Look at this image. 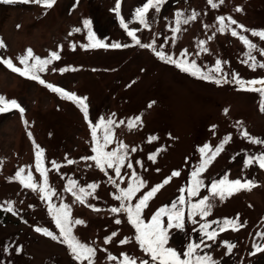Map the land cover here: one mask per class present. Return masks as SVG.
I'll return each instance as SVG.
<instances>
[{
    "label": "rangeland",
    "instance_id": "rangeland-1",
    "mask_svg": "<svg viewBox=\"0 0 264 264\" xmlns=\"http://www.w3.org/2000/svg\"><path fill=\"white\" fill-rule=\"evenodd\" d=\"M145 2L122 0L121 16L126 23L131 21L135 9ZM114 7L115 0H79L78 3L77 0H57L51 9L31 3H0V38L7 46L0 49V57L11 58L15 66L23 67L16 58L24 55L26 49L31 48L36 55L47 58L51 51L63 46L61 59L48 65V70L40 76L47 83L87 97L89 119L93 124L100 117L108 118L113 113L117 122L125 121L114 129L115 139L123 141L129 149L137 148L135 153H129V159L137 173L147 181V187L136 194L133 204L151 187L169 177L172 171H180L179 177H173L149 201L143 212L146 223L150 222L157 209L169 206L177 198L181 187L187 189L191 186V172L199 163L198 150L205 144L214 149L225 137L231 136L230 142L224 145V151L202 174L205 184L209 183L208 178L217 180L227 173L229 179H251L257 186L251 191L236 192L224 201L210 197L214 205L211 216L204 221L195 218L199 222H210L238 215L241 222H247L246 226L238 231L229 227L219 233L217 243L211 249L204 251L221 264H264V251L251 254L253 243L264 246V240L256 235L264 232V169L258 164L248 169L243 167L246 156L264 153V144H253L242 135L246 131L251 137L264 140V112L261 111L264 97L255 91L240 90L231 79L232 72L244 80L264 78V69L251 70L242 62L246 59L247 49L239 39L231 36L230 31L223 34L216 31L218 16H231L247 29H264V0H224L215 9L207 0H168L158 16L154 10L147 14L150 20L156 17L151 31L143 29L137 32L142 43L155 40L157 49L163 46L164 51L174 57H178L182 49L198 52L196 41H207L204 46L209 52L190 59H195L202 67L214 66L217 59L227 61L223 68L229 82L219 85L181 72L175 65L158 59L151 49L130 46L86 50L80 47L91 43L88 29L82 23L85 19L92 21V32L105 44H132L120 25V19L112 11ZM237 7L243 11L237 12ZM193 10L200 13L199 17L188 25H182L173 45L169 28L174 26L175 12L183 11L188 16ZM204 24L209 25V29L206 30ZM231 27L235 28V25ZM75 28L81 31L73 32ZM133 28L141 29L142 26L138 22L129 23V29ZM236 31L257 44L252 55L264 63V55L260 54L264 50V41L239 28ZM213 34L215 38L209 41L208 37ZM73 43L76 44L75 50L71 47ZM53 68L57 71H52ZM62 68L77 70L61 73L59 69ZM0 96L17 100L25 108L24 119L29 122L25 127L19 111L15 109L0 113V160L4 162L0 168V203L13 201L16 212L14 215L0 208V264H80L66 244L34 230L46 227L59 235L52 217L48 215L47 202L41 200L37 193L23 188L18 181L9 180L20 167L31 166L35 181L42 182L35 169L33 143L28 132L45 150V167L51 169L53 160L62 165L59 172L52 169L48 173L49 184L61 196L60 199L53 197V203L62 201L68 204L72 218L86 221L87 226L74 227V234L80 241L97 249L96 264H116V261H108L109 252L121 260L120 254L127 253L137 258V264L140 259H150L135 242V229L127 222L126 216L108 211L119 204L113 199L115 188L108 183V175L115 178L112 170L105 175L93 161L80 159L93 155L89 125L80 109L72 101L61 99L45 86L12 72L2 63ZM225 109H228L227 114ZM137 116L141 117L142 124L129 130L127 121ZM153 135L159 139L148 143V137ZM115 146L111 144L107 150ZM161 148L165 150L156 156V162L150 161L148 155ZM65 157L76 163L68 165ZM137 160L143 163V167L135 163ZM131 171L126 164L122 168L121 174L125 179L121 187L127 186ZM69 179L78 181L80 186L99 185L95 192L97 198L89 197L87 203L101 209L100 212L74 202L72 194L65 191ZM204 195L210 194L201 189L192 202H197ZM117 218L122 221L120 225L114 223ZM185 225L183 231L171 230L167 245L178 252L186 250L190 241L198 239L197 231L187 220V209ZM114 231L118 235L105 244L104 238ZM126 236L131 237V241L121 245L119 241ZM225 240L236 244L231 255L226 254V247L220 243ZM5 246H8L7 252L4 251Z\"/></svg>",
    "mask_w": 264,
    "mask_h": 264
},
{
    "label": "snow or ice",
    "instance_id": "snow-or-ice-1",
    "mask_svg": "<svg viewBox=\"0 0 264 264\" xmlns=\"http://www.w3.org/2000/svg\"><path fill=\"white\" fill-rule=\"evenodd\" d=\"M24 3V4H36L47 9H51L57 2V0H0L3 4H13V3ZM79 0H77V3ZM168 2V0H146L142 6L137 7L132 13V19L128 23L125 22V18L121 16V3L122 0H115V7L112 11L120 19L121 27L126 31L128 37L131 38L132 44L127 43L120 44L118 42L105 44L102 40L96 39L95 34L92 32V21L85 19L83 20V25L88 29V39L91 41L89 44H82L80 47L85 48H127L130 46H139L145 49H151L156 57L165 63H170L175 65L181 71L187 72L198 79L207 80L209 82H214L219 85L222 82L228 83V75L224 72L223 65L227 64V61H221L217 59L214 66H201L197 64L195 59H190L194 55H200L201 53H208L209 49L205 47L207 41L197 40L196 44L199 48L198 52L190 53L188 49H182L178 57H174L170 52L166 53L163 46L157 49L155 46V40L151 43H142L141 39L138 37L137 32L143 29H149L151 31V24L155 20V16L150 20L148 18V13L150 10H154L156 16H158L163 6ZM208 4L212 8H218L224 0H207ZM237 12H242L241 7L236 8ZM200 13L193 10L191 15L186 16L183 11H176L174 16V26L170 27L169 30L172 33L171 41L173 45L178 39V33L182 30V25H188L195 21L199 17ZM167 19V18H165ZM138 22L142 26L141 29H129V23ZM216 23L218 27L216 31L223 34L226 31H230L231 36L237 37L239 41L247 49L245 56L246 59L242 61L247 64L248 67L256 71L257 68L264 69V63L257 61L256 57L252 55L253 51L257 49V44L253 43L246 35H241L236 31V28L243 30L244 32H250L252 36L259 37L260 40L264 41V29H247L244 25L239 24L231 16H218L216 17ZM235 25V28L231 26ZM19 27V25L17 26ZM203 27L207 30L209 25L204 24ZM186 30V29H185ZM80 28L73 29V32H80ZM72 32L69 33V36ZM215 38V34L208 37V40ZM7 46L2 38H0V49H5ZM72 50L76 49V44L71 45ZM63 50V46H58V49L51 51L47 58H41L36 55L31 48L25 50V54L18 56L16 59L19 64L23 67H17L14 65L11 58L0 57V63L4 64L12 72L19 74L22 77L38 82L39 84L45 86L48 90L53 93L58 94L61 99L72 101L82 112L84 119L88 122L93 146L91 151L93 155L87 157H81L84 161H93L94 165L105 175H108V170H112L115 178L108 175V183L113 185L115 192L113 193V199L118 201V206H113L108 209L112 214H122L127 218V222L132 225L135 229V242L139 245L143 253L147 254L150 259H140L139 264H221L219 260L213 258L211 254L204 251V249H211L213 244L217 243V236L219 233L228 230L229 227L233 231H238L240 228L245 227L247 222H241L240 217L237 215L235 218H224L222 221L212 220L210 222H199L204 221L206 218L211 216L213 203L211 198L218 197L220 201H224L226 198L232 196L234 193L241 190L251 191L253 187L257 185L251 179L242 180L241 178L229 179V174H224L221 178L217 180L209 179V183L205 184V179L203 178L204 173L207 172L208 168L213 164L215 159L224 151V145L229 143L232 139L231 136L225 137L221 143L213 149L210 145L205 144L201 147L199 151V163L191 172L190 187L185 189L181 187L179 189V195L176 199L171 201L169 206L160 207L151 216L150 222L146 223L143 212L149 206V201L152 200L156 194L168 185L173 177H179L181 175L180 171H172L169 177H166L161 183L151 187L138 201L133 204L132 201L136 194L143 188L147 187V181H145L133 168V163L129 159V153H135L137 148L133 147L129 149L128 145L124 144L123 141L115 139L114 129L118 128L120 125L125 124V121H116L113 117V113L110 117L104 118L100 117L98 121L93 124V121L89 119L88 103L87 97H80L74 92H69L61 87L55 86L52 83H47L41 78L40 73H44L48 70L47 66L51 65L53 61H58L61 59L60 52ZM261 55H264V50L260 51ZM206 69V70H205ZM75 68H62L59 69L61 73L66 71H76ZM52 71H57L53 68ZM231 79L236 83L240 90L242 91H255L258 92L262 97H264V78L244 80L236 72L231 73ZM154 103V102H153ZM149 107L152 104L148 105ZM18 110L21 119L25 125L28 127L29 122L24 119L25 108L15 100H8L4 96H0V113L8 112L11 110ZM261 111L264 112V99L261 103ZM225 114L228 113V109L224 110ZM142 124L141 117L137 116L131 118L127 121V127L132 130L137 125ZM98 130L100 134L98 135ZM242 135L247 138L253 144H264V140L259 138H254L249 135L248 132H243ZM29 139L32 140L33 150L35 154V169L36 172L40 174L42 182H36L33 175L31 166L20 167L14 177H10V182L15 180L20 183L23 188L29 189L32 192L38 194L39 198L47 202L48 215L52 217L55 227L59 230V235L54 234L53 231L46 227H36L34 230L41 233L44 236L50 237L54 241H60L67 245L69 251L72 253L74 259L80 264L87 261V264H96V254L97 249L90 246L87 243L80 241V239L74 234V227L77 225L87 226L86 221L79 218L71 217V207L63 203L56 204L53 203V197L60 199V193H58L54 187L49 184L48 173L55 169L59 172L62 165L58 164L55 160L51 161V169L44 166V154L45 150L41 148L33 139L32 133L28 132ZM159 137L153 135L148 137V143L158 140ZM111 144H115V148L107 150ZM165 149H157L155 153H150L148 159L153 163L156 162V156L164 151ZM68 165L76 163V161L68 159L65 157ZM127 162V163H126ZM3 160H0V168L3 167ZM140 167H143V163L140 160L135 162ZM126 167L132 169L131 175L128 178L127 186L121 187L124 182V176H122V168ZM254 164H258L261 169H264V153L258 156H246L243 161L244 169H248ZM92 167V165H89ZM27 168V174H25ZM159 171V169H157ZM63 178V177H62ZM99 188L97 183H91L87 186H80L78 181L69 179L68 183L65 185V191L70 192L75 198L74 202H79L81 204H86V206L92 208L95 212H100L101 209L88 204V198H97L95 196L96 190ZM201 189H205L210 195H204L197 202H192L194 197H198ZM186 193V194H185ZM13 201H4L0 203V208L4 211L16 214ZM29 207H32L31 205ZM187 209V220L191 221L194 226V230L197 231L198 239L195 241H190L187 244L186 250L178 252L174 248L167 246L170 239L171 230L183 231L185 228V215ZM199 217V221L195 218ZM166 218V220H165ZM114 223L120 225L122 221L117 218ZM213 225H218V227H213ZM118 235L117 232H112L110 236L104 238V243L108 244L112 241L113 237ZM257 236L264 240V232L256 233ZM62 238V239H61ZM131 241V237H124L119 242L121 245L128 244ZM211 241L212 243H209ZM224 247H226L227 255H231L233 249L236 248V244L231 241L220 242ZM254 251L251 253L255 255L256 252L264 251V246L253 243L252 245ZM4 251H8V246H5ZM17 252L20 251L19 248L16 249ZM120 256L123 258L118 259L113 256L110 252L108 253V261H116V264H137V258L129 256L127 253H121Z\"/></svg>",
    "mask_w": 264,
    "mask_h": 264
},
{
    "label": "trees",
    "instance_id": "trees-1",
    "mask_svg": "<svg viewBox=\"0 0 264 264\" xmlns=\"http://www.w3.org/2000/svg\"><path fill=\"white\" fill-rule=\"evenodd\" d=\"M178 70H180L179 68H178ZM181 71V70H180ZM181 72H184V71H181ZM184 73H186V72H184ZM193 77H195V76H193ZM1 210V209H0Z\"/></svg>",
    "mask_w": 264,
    "mask_h": 264
}]
</instances>
